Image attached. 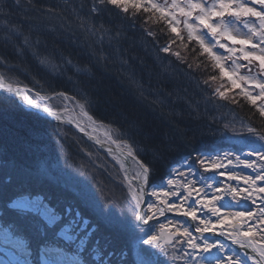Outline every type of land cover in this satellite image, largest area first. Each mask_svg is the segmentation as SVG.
<instances>
[{
    "label": "trees",
    "instance_id": "obj_1",
    "mask_svg": "<svg viewBox=\"0 0 264 264\" xmlns=\"http://www.w3.org/2000/svg\"><path fill=\"white\" fill-rule=\"evenodd\" d=\"M70 2L79 5L80 0ZM66 3L69 0H19L17 6L15 0H0V7L4 8L0 12V75L8 83L43 96L56 95L57 92L72 96L74 92L87 89L94 105L92 111L85 107V112L107 126L114 140L126 150L124 145L128 141L118 138L119 125L126 127L130 121H137L142 132L135 138V151L140 153L136 159L152 169L149 192L162 188L172 178L173 169L187 170L197 157L228 149V146L241 147L240 143L249 139L251 134L264 135L262 118L246 101L240 97L237 103L217 98V87L210 82L209 76L217 75L218 69L213 68L210 57L200 55L198 45L192 44L186 49L187 57L181 53L186 63L178 62L176 57L163 58L164 54L157 52L153 44L168 43L170 34L166 25L150 22L143 13L128 14L129 18L136 17L134 26L117 9L104 14L101 21H97L98 25L120 27L123 24L126 30L123 33L125 38L118 45L109 47L105 37L104 47L108 50L102 54L93 52L94 47H100L101 34L97 32L93 36L85 32L70 9L60 13L61 19L42 18L44 27L38 33L34 25L39 22L29 9L37 5L63 8ZM88 3L91 4V0ZM149 29L152 35H144ZM93 40L97 42L95 45ZM173 48L178 51L177 45ZM97 59L99 63H96ZM237 128L249 136L242 134L232 139L231 133ZM249 128L254 131L250 133ZM170 140H175L178 145L171 151L166 147ZM251 145L242 148L257 150L260 147ZM91 155L98 156L96 162L99 165L102 163L100 158L103 163L110 161L106 154L71 129L26 111L10 94L0 93V173L15 166L19 174L18 184L47 191L53 203H69L76 194L73 190L77 185L68 181H71L70 177L83 178V167L88 164L85 160ZM34 160L48 170L52 184L37 185L36 178L25 175ZM95 181L92 187L98 182ZM65 185H68L67 192L61 191ZM82 189L85 197L86 188ZM117 189L120 191L119 186ZM15 190L10 189L9 194ZM111 192L119 194L113 188ZM100 198L94 203H86L88 207H83V215L86 218L94 215L92 222L98 233L104 232V237L111 239L115 247L118 243L109 234L116 231L120 235V227L116 225L117 221L104 217L116 218L120 208L118 202L114 204L107 195L104 196L105 208ZM76 203L81 204L80 201ZM123 241L127 244L123 249L131 252L135 242L131 238ZM60 246L66 245L61 242ZM111 260L124 261L120 255L116 257L114 254ZM79 264L83 262L79 261Z\"/></svg>",
    "mask_w": 264,
    "mask_h": 264
},
{
    "label": "snow or ice",
    "instance_id": "obj_2",
    "mask_svg": "<svg viewBox=\"0 0 264 264\" xmlns=\"http://www.w3.org/2000/svg\"><path fill=\"white\" fill-rule=\"evenodd\" d=\"M15 2L18 6L19 0ZM58 8L37 5L29 9L39 22L34 25L36 31L39 33L44 27L42 18L61 19L60 13L70 9L71 15L80 20L85 32L93 36L97 32L101 34L98 42L100 47L93 48L96 54L108 50L104 47L105 37L108 38L109 47L118 45L125 38L123 33L126 28L123 24L120 27L115 24L109 27L97 24L110 9L122 12L133 26L136 17L129 18L130 12L143 13L150 22L166 25L170 34L169 42L160 46L153 44L158 53L164 54L163 58L176 57L178 62L186 63L173 45L184 49L190 48L192 44L198 45L200 55L210 57L213 66L219 71V78L227 81L226 85L216 89L217 98L227 100L229 94L234 93V103L237 102L236 96H239L264 118V0H212L211 3L208 0H187L186 3L183 0H171V4H161L157 0H91L89 4L88 0H80L79 5L69 0L59 11ZM2 11L4 8L0 7ZM226 18L242 24L246 32L238 34L234 26L224 22ZM144 35L151 36V30ZM96 43L93 40V45ZM216 48L223 49L227 55H217L214 52ZM36 54L39 55V51ZM228 61H231V67ZM241 61L244 63L241 64ZM96 63H99L98 59ZM188 67L191 68V65ZM240 68H245L247 74L238 75ZM216 79V76L212 77V80ZM0 87L16 95L31 91L14 89L3 81H0ZM56 94L66 101H73L75 97L73 102L82 111L85 107L89 111L93 110L94 99L87 89L74 92L72 96L65 92ZM24 99L28 106L39 108L27 96ZM42 111L59 119L48 107ZM119 128L118 138L128 141L124 145L127 155L139 164L144 181L140 184V194H133L135 207L131 211L135 219L147 225L157 220V217L166 218V213H171L174 217H184L193 222L191 227L174 220L160 223L158 232L144 240V244L155 246L168 255L171 249L172 259L182 260L183 264H199L202 253L212 255L213 249L224 252L222 245L210 241L209 234H212L217 238L224 237L230 248L238 249L237 253L222 256L218 264H243L239 253L246 254L251 264H264V151L245 152L242 156L225 154L212 158L197 157L202 173H216L221 178L217 183L206 182L198 187L187 178L191 173L186 175L183 171L173 169L172 178L166 181V188L148 193L145 185L152 169L136 159L140 153L135 151V138L142 132L141 126L133 120L126 127L119 125ZM248 131L252 133L254 129L249 128ZM258 140L264 143V136ZM166 147L171 151L178 145L175 140H170ZM238 168L240 171H237ZM25 175L36 178L37 185L53 183L48 170L38 160H34L32 168ZM18 180L15 166H12V170L0 173V235L3 236V240H0V264H79V257L69 254L66 246L83 247L86 237H79L91 228L81 206L84 194L77 190L72 202L53 203L47 191L39 187L22 186ZM67 187L65 185L61 191L67 192ZM13 188L16 190L9 194ZM145 194L154 200L148 201L147 208L143 209ZM224 199L234 203L247 202L250 207L222 210L220 203ZM99 200L107 208L103 195ZM61 242L66 246H60Z\"/></svg>",
    "mask_w": 264,
    "mask_h": 264
},
{
    "label": "rangeland",
    "instance_id": "obj_3",
    "mask_svg": "<svg viewBox=\"0 0 264 264\" xmlns=\"http://www.w3.org/2000/svg\"><path fill=\"white\" fill-rule=\"evenodd\" d=\"M157 2L164 4L165 2L171 4V0H157ZM184 3L187 2V0H183ZM209 3L212 2V0H208ZM226 24H229L230 26H234L235 31L238 34H244L246 32V29L243 28L242 24L236 23L235 21H231L230 18H226L224 21ZM182 27V25H181ZM184 34L187 35L186 31ZM178 51L180 53H183L185 57H187L186 49L178 47ZM176 50V49H175ZM214 52L219 56H226L227 53L223 51V49L216 48L214 49ZM211 60V58H210ZM224 62V61H222ZM241 64L244 62H240ZM227 64L229 67H231V61H228ZM213 68H215L213 66ZM216 80H212V76H209V80L212 84H214L217 88H220L221 85H226V80H221L219 78V71H217ZM238 75L239 74H247V70L245 68L238 69ZM28 98L33 100L34 103L38 104L39 107L42 105H50L52 110L57 113H62L65 118H67L69 121L75 123L78 127H80L84 132L89 134L90 136L96 137L101 142H113L112 133L111 131L105 127L104 125H101L95 121H93L91 118H89L84 110L82 111L80 107H78L77 103L73 101H66L62 97L58 95L51 96L50 98H44L40 99V97L31 94V92L25 91L24 93ZM234 93H230L228 99L232 101V96ZM239 98V96H236V100ZM234 103V102H233ZM237 103V102H235ZM48 105V106H49ZM49 107V108H50ZM263 119V121H262ZM261 119L262 126H264V118ZM232 139L241 137L242 134L246 135L245 131L242 129H234L232 131ZM264 135L255 136L251 134L249 136V139L242 141L240 143V146H231L228 149L223 148L220 149V152H214L211 156L206 157H200V158H212V157H219L223 156L225 154H231L232 156H242L243 153L247 152L244 145H254L258 146L260 145L261 151H264V143L260 142L258 139ZM251 137V139H250ZM227 149V150H226ZM250 152V151H249ZM256 152V151H253ZM107 158L110 161H107L103 163L102 159L100 158V161L102 162L99 165V162H96V160H99L97 155H91L87 157L85 162H87V166L83 167L84 175L81 180H78L77 177L71 178V181L77 185L76 188H74L73 191L79 190L80 192H83L84 190L82 188H86V196L84 197V202L82 203L83 207L86 206V203L92 201H96V199L101 197V195L108 196L109 200L114 201V204L118 202V207L120 208V213L117 215L116 218H112L111 216L107 215L104 218H107L109 220L117 221L116 224L118 227H120V235L115 233H110L109 235L114 238V240L118 243L117 246H113L112 240H107L105 235L103 233H98V229H96L94 226L91 225V228L89 230H86L84 233L81 234V237L84 238L85 243L83 247L77 248L74 245H71L74 253L76 256L79 257L80 262H83V264L88 263H94V264H183L182 260H173L172 259V253L171 249H169V255L161 251V249L152 246L144 244V240L148 239L151 235L155 234L157 230H159V224L160 223H167L169 220H174L177 223L183 224L187 227H190L189 224L186 222L184 217H171V218H164V217H157V220L150 222L147 224V227H140L138 229V221L135 219L134 213L131 211L133 207H135V201L133 199V194L136 195L140 194V187L136 186L134 183H132L126 176V172L124 170V166L120 159L113 155H108ZM195 165L191 167L190 169L185 170V174L191 173V175H188V179L193 180V182L199 187L203 183H217L220 179V177L216 173H202V170L199 168V164L197 162V159L194 161ZM130 168L129 172L130 175L137 180L143 181V177L141 176V169L138 164H136L134 161L130 162ZM90 164V165H89ZM197 164V165H196ZM95 167H99V169H95ZM93 171V172H91ZM237 171H240L238 168ZM96 180V181H95ZM102 180V181H101ZM79 181V184H77ZM93 181L97 182L93 185ZM104 181V182H103ZM111 184L114 191L118 192V195H115L111 192ZM74 185V184H73ZM117 186H119L120 191L117 189ZM92 187V188H91ZM167 185L163 188H166ZM91 189V191L89 190ZM123 199V200H119ZM108 200V201H109ZM154 198H152L150 195L146 197L144 209L147 208L148 201H153ZM222 210H231L235 208H247L250 207V205L247 204V202H238L234 203L232 201L226 202L223 205H220ZM140 211L139 209L137 210ZM166 215H173L171 213H166ZM100 220V218H99ZM149 225V226H148ZM105 230L109 231L107 227L103 226ZM136 228L137 230H134ZM105 236V237H104ZM131 238L133 241L136 242L135 245V251L133 254L130 252H126L123 248L127 245L123 240ZM0 240H3V236L0 235ZM214 243H216L215 240H210ZM217 244V243H216ZM224 248V252L221 253L216 249H213V254L209 255L206 253H202L201 257L199 258V264H218L220 258L224 255H231L234 254L230 247L225 246L221 244ZM132 249V250H134ZM117 257V255H120V257L124 260L125 263H119L114 262L111 260L112 255ZM241 260L243 261V264H251L250 262L246 261L241 253H239ZM86 262V263H85Z\"/></svg>",
    "mask_w": 264,
    "mask_h": 264
},
{
    "label": "water",
    "instance_id": "obj_4",
    "mask_svg": "<svg viewBox=\"0 0 264 264\" xmlns=\"http://www.w3.org/2000/svg\"><path fill=\"white\" fill-rule=\"evenodd\" d=\"M0 81H2V79H1V77H0ZM4 83V82H3ZM5 84V83H4ZM5 85H7V84H5ZM14 89H15V87H13ZM13 94H14V96L17 98L18 97V95H16L15 94V92H12ZM31 109H33V110H35L34 108H31ZM41 115H43V116H46L47 118H50L49 116H48V114H46V113H44V112H42V111H40L39 112ZM50 119H52V118H50ZM65 124V123H64ZM69 125V124H68ZM88 141H90L91 143H93V144H95V145H97V146H99L101 149H103V150H105L104 149V145H102V144H100L96 139H94V138H92V137H89V136H87V135H84V134H82ZM116 149V148H115ZM105 151H109V150H105ZM112 151V153L113 154H115V155H118V156H123L124 158H125V154L124 153H122L121 151H118V150H116V151H114V150H111ZM136 183H138V181H136V180H134Z\"/></svg>",
    "mask_w": 264,
    "mask_h": 264
},
{
    "label": "bare ground",
    "instance_id": "obj_5",
    "mask_svg": "<svg viewBox=\"0 0 264 264\" xmlns=\"http://www.w3.org/2000/svg\"><path fill=\"white\" fill-rule=\"evenodd\" d=\"M20 97V100L22 101V102H24L25 103V105L26 106H28L27 105V103L25 102V99H24V97L22 96V95H20L19 96ZM61 118L59 117V120H60ZM65 120V119H64ZM105 144V146H104V148L105 149H107V150H114V147H113V145L111 144V143H104ZM124 162V164H126L127 163V161H123ZM128 165L130 166L131 165V163H130V161L128 162ZM210 235H212V234H209V236ZM212 236H215V235H212ZM235 248V247H234ZM236 249V248H235ZM236 250H238V249H236ZM242 255H243V257L244 258H246L247 259V256H246V254H244V253H242ZM248 260V259H247ZM249 261V260H248ZM250 262V261H249ZM251 263V262H250Z\"/></svg>",
    "mask_w": 264,
    "mask_h": 264
}]
</instances>
